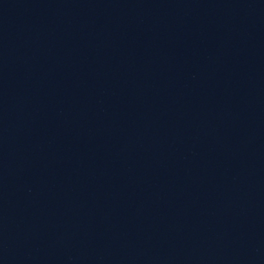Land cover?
Instances as JSON below:
<instances>
[{
  "label": "water",
  "instance_id": "obj_1",
  "mask_svg": "<svg viewBox=\"0 0 264 264\" xmlns=\"http://www.w3.org/2000/svg\"><path fill=\"white\" fill-rule=\"evenodd\" d=\"M0 264H264V0H0Z\"/></svg>",
  "mask_w": 264,
  "mask_h": 264
}]
</instances>
